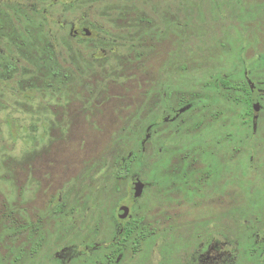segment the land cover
Wrapping results in <instances>:
<instances>
[{
    "label": "rangeland",
    "instance_id": "rangeland-1",
    "mask_svg": "<svg viewBox=\"0 0 264 264\" xmlns=\"http://www.w3.org/2000/svg\"><path fill=\"white\" fill-rule=\"evenodd\" d=\"M248 69L262 90L264 0H0V264H194L215 240L262 264L264 113L235 126L232 164L210 153L229 147L212 88ZM202 162L234 180L212 183L222 204L167 188ZM121 204L142 220L129 239Z\"/></svg>",
    "mask_w": 264,
    "mask_h": 264
},
{
    "label": "flooded vegetation",
    "instance_id": "flooded-vegetation-1",
    "mask_svg": "<svg viewBox=\"0 0 264 264\" xmlns=\"http://www.w3.org/2000/svg\"><path fill=\"white\" fill-rule=\"evenodd\" d=\"M79 35L84 36L81 34V31H80ZM230 73H232V74H231L230 80L228 79L229 81H226V80H224L223 77H221V78H219V81H217L218 84L215 83L214 87L212 88L215 91H217V93H219L218 97H216L214 99L216 102V105H217L216 115H215V117H217V121L215 122L217 125L214 127V129H215L214 133L215 134L217 133L216 128L219 125L221 127H223V129L229 127L228 133L225 135V132H224V135L219 136V137H221V139H218L216 141V143L217 144L222 143V145L225 143H228L229 147H227V149L222 147L223 151H220L221 149H218V150L212 149L213 151L211 150L210 153L212 154L211 159H214L216 157V154H222V155L225 154L224 157L230 161V164H232L233 159H234V155L237 153V151H236V132L237 131L235 132V126L244 129V128L248 127L249 125H251L250 126L251 128L257 127L255 130V132H257V129H259V126H257V124L254 125L253 122L255 121V118L257 117L258 114L260 115L261 113H264L263 112L264 106L260 105L261 99L262 100L264 99V88L262 90H258L256 85H253V83L251 82L252 80L249 78V69L247 70V72H245V75L243 78L242 77L240 78L236 72H233V70H231ZM219 84H220V86L218 87ZM255 93L257 95H255ZM255 104L258 105L257 109H254V107H253ZM239 105H241L242 109H243V111H241V112H238V106ZM171 111H174V110H171ZM261 118L259 117V120H261ZM202 120H204L203 117H202ZM236 120H238L240 122V125L236 124L237 123ZM262 128L264 129V127H262ZM156 133H158V130L156 132H153V135H156ZM214 133L211 136L198 135V137L195 138L196 141L194 143H199V144L204 145L203 150L200 153H196V152L186 153L184 159H187V157H189L191 154V156H192L191 160H202V158H200V157L196 158L195 155H201V154H202V156L204 155L205 147L207 145H210V144H205V143L209 139H211V140L215 139ZM254 137H255V135H254ZM258 139H260V137L257 138V140ZM263 140H264V138H261L257 142L255 141L254 142V148L256 147V144L262 143ZM166 143L167 142H165L164 144H166ZM253 153L257 154L255 151H253ZM131 160H133V159L129 158L127 163L124 164L125 165L124 166L125 173L119 172L117 174L119 177H122L125 174H127V172L129 171V167H128L129 162ZM195 164L197 165L196 161H194L192 165L194 166ZM202 165H203L204 169L201 171L202 172L201 174L200 173L198 174V169L193 167V166L189 169H186V167L180 169V173H178V169H175L172 167L171 170H169V171H170L171 176L172 177L174 176V178L171 179L172 183L167 188L170 190V192L171 191L173 192L174 187L177 186V182H176L177 178L180 176L181 180L183 181L182 186L179 188L180 191L184 192V189H185V191L187 192V195H190V193H193L195 195L198 193H202V191L205 192V189H209L211 191L210 193H212V195H214L216 197V199L218 198V201L220 202L219 204H222V202H224V199H223L224 196L222 197V195L219 192L215 193L212 191V183L213 182H211V179L209 178V176H210V172H209L210 169L208 168L209 166L207 165L206 162H202ZM137 180L138 179L135 177L132 181V184L134 185ZM213 184H217V183H213ZM224 184L226 185L225 187H227V186L234 187V180L231 179L230 183H228L227 181H224L220 184H217V186H219L221 188L224 186ZM133 185H132V187H133ZM132 187H131V189H132ZM131 189L129 190V197L132 201H135L136 198H138V197H136V198L132 197ZM176 190H177V187H176ZM210 193H209L208 198H212V195ZM204 201H206V199H204L201 202L197 201L196 204H191V205H192V207L198 209L199 206L201 207L203 205ZM122 205L123 204L119 205V207L121 208ZM119 207H118V210L120 209ZM197 217L200 218L201 216L197 215ZM115 218L118 220L119 223H121L122 221L123 222L125 221V219H119L117 216V213H116ZM134 221H140V224L142 222V220L140 218L136 219ZM123 222L120 224L121 227H120L119 234H120V236H123L124 239H126V236L123 234V230L127 226L128 222H125V223H123ZM140 224H139V226H140ZM186 224H187V222H186ZM139 226H138V228H139ZM152 232H154V231H151V233H148L146 231H140V233L138 235L139 243L141 242V240L147 238V236L152 234ZM254 239H255V242H257L258 244H259V242H262L261 245H264V230L256 232L254 234ZM260 256H261L262 264H264V247L262 248ZM235 257H236L235 254L232 253L231 245H229V247H227L226 243L221 245L220 243H218L215 240L214 243H212V245L210 247H207L206 254L199 257L200 258L199 261H198V259H195L194 264H206L207 262H209V264H232L235 261Z\"/></svg>",
    "mask_w": 264,
    "mask_h": 264
},
{
    "label": "water",
    "instance_id": "water-1",
    "mask_svg": "<svg viewBox=\"0 0 264 264\" xmlns=\"http://www.w3.org/2000/svg\"><path fill=\"white\" fill-rule=\"evenodd\" d=\"M81 34L84 35V36H86V35H88V31L83 30V31H81ZM253 107H254V109H257L258 108V105L255 104ZM142 188H143L142 184L136 182L133 185L132 189H131V195H132V197L133 198L139 197V195L141 194ZM127 214H128V209L126 207L125 208H122L121 207L118 210V212H117V216H118L119 219H125V217L127 216Z\"/></svg>",
    "mask_w": 264,
    "mask_h": 264
},
{
    "label": "trees",
    "instance_id": "trees-1",
    "mask_svg": "<svg viewBox=\"0 0 264 264\" xmlns=\"http://www.w3.org/2000/svg\"><path fill=\"white\" fill-rule=\"evenodd\" d=\"M140 221H130L127 223V226L123 230V234L126 238H130V236L138 229Z\"/></svg>",
    "mask_w": 264,
    "mask_h": 264
}]
</instances>
